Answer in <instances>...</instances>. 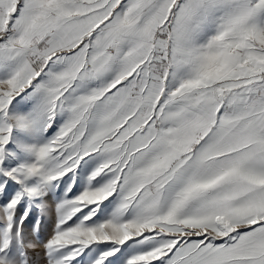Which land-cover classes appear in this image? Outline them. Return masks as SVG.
Segmentation results:
<instances>
[{"label": "snow or ice", "instance_id": "1", "mask_svg": "<svg viewBox=\"0 0 264 264\" xmlns=\"http://www.w3.org/2000/svg\"><path fill=\"white\" fill-rule=\"evenodd\" d=\"M0 264H264V0H0Z\"/></svg>", "mask_w": 264, "mask_h": 264}]
</instances>
